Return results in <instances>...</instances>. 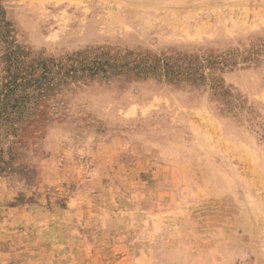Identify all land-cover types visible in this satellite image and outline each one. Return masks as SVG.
Masks as SVG:
<instances>
[{
  "label": "rangeland",
  "instance_id": "374dc122",
  "mask_svg": "<svg viewBox=\"0 0 264 264\" xmlns=\"http://www.w3.org/2000/svg\"><path fill=\"white\" fill-rule=\"evenodd\" d=\"M0 103V264H264V0H0Z\"/></svg>",
  "mask_w": 264,
  "mask_h": 264
},
{
  "label": "trees",
  "instance_id": "16d2710c",
  "mask_svg": "<svg viewBox=\"0 0 264 264\" xmlns=\"http://www.w3.org/2000/svg\"><path fill=\"white\" fill-rule=\"evenodd\" d=\"M9 106V107H11V108H14L15 106H16V103H13V104H9V103H0V111H1V109H3L5 106ZM6 111V110H5Z\"/></svg>",
  "mask_w": 264,
  "mask_h": 264
}]
</instances>
